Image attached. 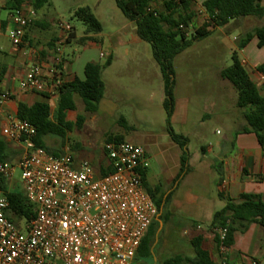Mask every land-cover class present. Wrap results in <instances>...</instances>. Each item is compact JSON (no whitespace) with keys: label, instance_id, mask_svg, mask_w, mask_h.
Masks as SVG:
<instances>
[{"label":"crops","instance_id":"0c3cea01","mask_svg":"<svg viewBox=\"0 0 264 264\" xmlns=\"http://www.w3.org/2000/svg\"><path fill=\"white\" fill-rule=\"evenodd\" d=\"M206 1L208 0H195L192 10H195L197 13L193 19L191 30L205 24L207 16L202 12V9ZM261 3L264 6V0H261ZM0 4V19L4 24V31L0 35V90L1 93L10 92L11 94V100L5 105L4 113L18 116L20 104H26L28 106L47 104L50 106L52 116L54 118L56 117L60 93L59 86L56 84L57 78L54 75V71L56 69L55 61L58 58L59 51L62 52V64L57 77L62 80L63 84H70L77 80L85 81V68L89 63H95L104 67L108 61H111L103 69L102 73L106 89L104 98L100 103L99 111L95 114H89L86 113L85 109L78 111L77 107L76 110L68 111L66 113V121L72 123L74 127H77L75 124L79 115H86L84 125L87 123L88 115H94L91 121L98 125L105 122L110 116H115L124 105H131L136 112L143 108L142 91L135 89L133 84L146 81L149 78L151 72V56L147 57L148 50L146 49L128 47V43L120 35L122 31L126 33L128 30L132 37V42L140 43L142 40L138 37L137 28L133 22H125L122 30L118 32V35H120L117 38L119 46L111 45L108 51H104L103 47L105 42L101 40L103 29L102 32L96 34H87L86 30L83 36L78 37L74 27H72V31H65L60 27V21L51 19L42 13V10L50 6V0L47 5L39 9L34 7V0H26L18 9H34L38 16L35 22L27 29L23 46L16 49L12 46L8 37V30L13 27L10 23V15L13 12V9H11L12 5L8 3V0H0ZM161 5L163 6L162 3L154 4V8L158 9ZM163 10L164 6L159 11ZM95 16L101 22L103 28V22L100 17L96 14ZM117 19L119 20V16H117ZM257 21H264V17H247L234 20L227 26L214 31L208 37V40L213 41L211 54L217 55V47L221 48L218 43L219 38L216 36L217 33H221L227 37L228 33L236 30L240 33L232 40L235 46L230 53L232 58L233 52L238 50L239 44L244 36L264 26V23L259 24ZM75 44L81 45L83 48L82 51L78 54L74 53L73 58L67 57V48ZM193 46L176 57V59L184 55L188 50L193 49ZM202 51L208 54V50L204 49ZM239 56L252 81L258 87L261 95L264 96V85L261 80L262 72L259 70V67L264 64V48L259 47L258 38L254 37L244 49L239 50ZM102 59H106V63H102ZM35 65L42 66L44 78L48 83V87L43 93L27 92L20 88L21 80ZM225 68L227 67H218L217 70L220 77L221 71ZM175 98L176 109L183 107L184 104L187 107V104L191 102L190 98L179 97L177 91ZM80 99L79 96L75 97L76 101ZM165 100L164 83V90L161 97L164 108ZM178 115L179 112L176 110L174 119L179 117ZM241 117L243 120L239 123L240 125L236 124L235 128L230 129L228 134L223 137V141L209 146L202 145L200 151L190 153L189 171L176 187H174V184L181 171L183 150L173 141L181 151L179 163L177 164L178 172L173 179L170 189L162 190L161 186H155V188L159 187L161 189L159 196L172 192L164 211L157 218L158 221H162L160 228L168 227L170 231L179 230L183 232L182 239L176 240L175 245L181 248L182 241L185 240L188 245L187 251H179V254L173 257H195L192 240L201 235L205 239L204 248L211 253L212 259L216 264H223L224 262L228 264H254V262L264 264L263 226L258 223H252L245 232H236L234 246L230 248L227 256L221 254L216 234L212 227L215 213L227 205L228 199L235 203H241L244 194L264 196V144L262 145L260 143L258 136L254 132H244V129L247 127V122L243 113ZM122 118L127 122V127L123 125L122 127L132 129L133 127L129 125V122L124 116L119 118V122ZM4 119V115L0 114V128ZM181 119L183 120V124L189 123L190 113L188 108L184 109ZM83 127L77 128L81 130ZM72 129L67 131V134ZM179 135L188 139L183 133ZM0 138H2L1 134ZM47 138L45 142L49 147L48 141L50 139L47 140ZM63 139H66V137ZM123 142L129 141H125L124 139ZM7 143L9 145L8 155L10 161H19L22 154L21 147L16 143ZM49 148L58 154V156L66 153L72 155L77 166L83 161H89L92 164L91 161L95 160L89 159L81 153H73L74 151L70 148L62 150ZM105 155L106 160L102 164L107 165L109 159L106 150ZM146 156L149 164V153L146 152ZM99 167L96 168L94 166L98 174ZM147 181L150 187L149 166L147 167ZM221 195L224 197L222 198Z\"/></svg>","mask_w":264,"mask_h":264},{"label":"built area","instance_id":"2783aa9c","mask_svg":"<svg viewBox=\"0 0 264 264\" xmlns=\"http://www.w3.org/2000/svg\"><path fill=\"white\" fill-rule=\"evenodd\" d=\"M37 16L34 9L20 8L11 13L13 27L8 37L14 48L23 46L27 29ZM206 16L205 23H210ZM59 25L72 31L69 24ZM3 31L0 19V35ZM61 64L59 51L54 71L57 86L63 84L57 77ZM261 80L264 85V72ZM47 87L41 65L33 66L20 82V88L27 92L43 93ZM10 100V92L0 94V114L5 118L0 134L5 141L18 144L22 154L17 162H0V178L13 191L11 182L17 170L21 171L22 191L35 206V216L30 221L15 219L0 187V264H134L159 216L140 172L149 166L144 147L129 142L106 143L113 172L101 177L89 161L77 166L68 153L55 156L38 147L36 127L4 113ZM214 232L221 254L227 256L228 229L215 228Z\"/></svg>","mask_w":264,"mask_h":264},{"label":"trees","instance_id":"16d2710c","mask_svg":"<svg viewBox=\"0 0 264 264\" xmlns=\"http://www.w3.org/2000/svg\"><path fill=\"white\" fill-rule=\"evenodd\" d=\"M26 0H8L11 9L17 10ZM116 5L122 14L133 22L137 28L138 37L151 45L153 56L158 63L163 74L165 83V109L168 113L169 133L175 143L183 150L181 159V171L176 178L174 187L184 179L189 171L190 152L188 149V139L175 133L171 126L176 98V75L174 62L176 57L195 43L208 38L214 31L227 26L231 21L247 17H264V6L261 0H208L203 4V10L210 18V23L196 28L190 32L196 11L192 10L195 1L176 0H115ZM49 3V0H34L36 9L42 8ZM162 3L163 11L154 8V4ZM76 18L87 27V34L102 32V24L90 8H81L75 12ZM184 26V28H182ZM257 37L259 47L264 48V26L248 33L239 44L238 50L232 54V65L221 71V78L230 82L238 93V107L243 111L247 127L244 132H254L264 144V96L261 95L258 87L252 81L248 71L243 66L239 50L244 49L250 41ZM102 67L95 63H89L85 68L86 80L75 81L70 84L59 86L60 101L57 115L54 118L50 106L47 104H36L28 106L19 105L18 117L29 121L37 129L36 144L38 147L46 149L51 154L53 152L45 142L48 136H60L65 138L67 131L74 125L66 121V113L76 110L75 97L79 96L85 105V111L95 114L100 109V103L105 95V82L103 80V69L110 64ZM61 65L57 66L60 69ZM264 72V64L259 67ZM1 81V78H0ZM1 94V90H0ZM86 121V115H79L76 122L78 128H82ZM120 123L127 127L124 118ZM121 136H108L106 142H123ZM9 145L0 138V162L10 161L8 155ZM113 172L110 162L107 165L101 164L99 176H106ZM146 190L153 197L159 214L164 211L168 199L172 192L159 196L160 188L152 190L147 181V169L140 171ZM221 172V170H220ZM0 187L10 203L12 214L16 218H24L30 221L35 216V206L26 198L23 191H9L7 183L0 178ZM223 198L224 196L221 195ZM241 203L227 200V205L216 212L213 218L212 227L227 228L228 237L226 245L230 248L234 246L236 232H245L252 223H258L264 227V196L254 194H244ZM159 217V216H158ZM162 221L156 220L146 235L135 260L156 257V242L159 239V230ZM219 245V237L216 236ZM205 239L198 236L192 240L195 257L175 256L164 261L163 264H216L212 259L211 253L204 248ZM228 264V263H227Z\"/></svg>","mask_w":264,"mask_h":264},{"label":"rangeland","instance_id":"374dc122","mask_svg":"<svg viewBox=\"0 0 264 264\" xmlns=\"http://www.w3.org/2000/svg\"><path fill=\"white\" fill-rule=\"evenodd\" d=\"M81 8H90L98 15L103 22L101 40L105 42L103 50L108 51L111 45L119 46L117 38L121 35L128 47L142 48L148 50L147 57L151 58L150 76L146 81L133 84L135 89L141 90L142 109L136 112L131 105L122 106L121 110L110 116L105 122L95 124L91 121L94 115H88L87 123L83 129L74 127L63 137H48V145L54 149L70 148L73 153H81L98 168L106 160L105 145L107 136L121 135L125 141L136 143L144 147L149 153V178L150 188L161 186L162 190L172 187L179 163L180 149L175 145L169 134L168 113L163 107L161 97L164 90V83L160 68L154 59L152 47L149 43L141 41L132 42V37L127 30L118 32L124 27V23L130 21L121 13L115 0H50L42 13L51 19L69 24L76 29L78 37L84 35L87 27L75 16V12ZM159 10L163 6H159ZM119 16V20L117 19ZM264 23V21H257ZM195 30L192 29L190 32ZM125 33V34H124ZM239 31L228 33L227 37L217 33L219 45L217 55L211 54L213 48L212 40L208 38L194 44L193 49L188 50L184 55L174 62L176 75L177 95L183 98H190L187 107H178L179 117L174 119L175 112L171 118V126L178 134H185L188 137V149L190 153L200 151L202 145H213L223 141V137L230 129L235 128L242 122V110L238 107V93L228 81L223 80L218 67H230L232 58L230 53L235 47L232 40L239 35ZM82 46L75 44L66 50L67 57L73 58L74 53H80ZM208 50V54L202 50ZM102 59V63H106ZM77 102V110H84L85 105L80 99ZM188 108L190 120L183 124L182 114ZM100 114V113H99ZM124 116L132 129L122 127L119 118ZM204 123V124H202ZM240 125V124H239ZM15 190H23L21 183V171L15 173L14 181L11 182ZM159 239L156 242V257L143 258L134 264H163L164 261L179 254V251H187L186 240L182 241V247L176 246V240H181L183 232L170 231L168 227L160 228Z\"/></svg>","mask_w":264,"mask_h":264}]
</instances>
